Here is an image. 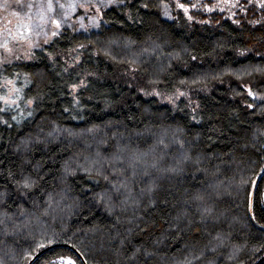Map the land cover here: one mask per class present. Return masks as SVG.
<instances>
[{
    "label": "trees",
    "instance_id": "16d2710c",
    "mask_svg": "<svg viewBox=\"0 0 264 264\" xmlns=\"http://www.w3.org/2000/svg\"><path fill=\"white\" fill-rule=\"evenodd\" d=\"M165 1L118 0L103 9L102 16L99 13V28L88 33L68 29L55 45H45L52 56L35 49L34 58L1 66L0 80L12 79L20 91L11 107L0 101L5 109L0 111V189L10 186L8 173L17 170V147L22 141L38 129H43L42 137L51 131L52 142L35 146L30 159L48 167L41 195L47 192L59 199L57 193L70 188L64 211L57 209L45 218L51 229H66L59 243L83 241L77 247L89 254L87 264H144L137 249H158L149 264H175L188 255L185 245L192 241L179 233L165 238V220L176 214L175 208L183 207L188 193L202 190L215 174L227 193L215 207L231 234L217 264H238L227 259L233 248L239 249V264H253L264 255V232L251 224L248 214L252 183L264 165V136L254 137L258 129L264 130V100L260 99L264 97V7L258 0H241L232 12L201 10L191 12L192 19L177 12L165 18ZM120 72L163 92L180 89L186 98L171 106L162 104L128 85ZM73 84L79 87L74 89ZM249 88L257 94L255 101L248 95ZM249 103L256 106L249 108ZM148 129H170L168 138L175 133L192 158L185 172L191 178L157 181L161 187L155 209L147 206V197L135 214L131 207L107 209L94 199L106 190L100 177L89 179L81 172L62 181L64 159L75 157L84 163L88 146L94 151L100 139L137 132H145L147 138ZM254 192L259 196L253 198L252 215L261 226L264 175ZM73 200L81 206L67 207ZM18 244L13 246L15 258L4 257L0 250L5 264L27 263L21 257L28 244L23 239ZM133 254L138 256L136 261L130 259ZM58 256L77 257L69 248L56 247L33 264H49Z\"/></svg>",
    "mask_w": 264,
    "mask_h": 264
},
{
    "label": "snow or ice",
    "instance_id": "6c2138e0",
    "mask_svg": "<svg viewBox=\"0 0 264 264\" xmlns=\"http://www.w3.org/2000/svg\"><path fill=\"white\" fill-rule=\"evenodd\" d=\"M122 2L123 0H120V3ZM224 2L232 3L233 7L239 6V0H234V2L233 0H224ZM114 3L116 0H99L98 3L95 0H81L79 3L67 5L61 3L60 0H14V3L12 0H0V9L4 11L11 9L9 14L15 17L17 22L15 32L11 28L4 29V33L7 35L0 42V49H3L15 60L34 58L36 56L35 49L46 51L48 56H52L51 51L44 46L55 45L58 38L63 37L68 29L76 31L73 24L70 23V13L65 9L75 11L79 7L87 12L90 8H94L102 16V9L112 6ZM258 4L264 7V0H258ZM178 6L187 13L188 9L185 4L178 3ZM205 7L208 6L205 5ZM209 10L212 8L209 7ZM219 10L224 11L223 8ZM244 10L246 11V9ZM80 19L82 20L83 16ZM189 19L192 17L189 16ZM234 22L239 23V21ZM8 23L11 24V20ZM50 25L54 27H50ZM94 26L99 28L100 23H95ZM9 37L13 46H10ZM40 37H43L42 41ZM21 42L27 44L23 56L17 55L14 50L15 45H21ZM78 47L83 49L85 45L80 44ZM192 59L195 60L196 57L193 56ZM11 63L8 56H0V65ZM4 71H8L7 67L4 68ZM129 71L135 73L139 69L130 68ZM16 75L18 76L19 73ZM6 83L13 86L9 92L18 93L20 91L15 87L12 79H7ZM193 83L196 81L194 80ZM72 87L75 89L79 85L73 84ZM153 92L155 95H161L155 89ZM179 95L183 96L184 92H179ZM248 95L254 101L258 98L251 88L248 89ZM260 99L264 100V97H260ZM0 101H4L8 107L16 104V100L10 99L7 95H0ZM28 103L31 104L32 100L29 99ZM247 106L253 108L256 105L249 103ZM4 110L0 108V111ZM31 114L29 112V115ZM169 132L170 129H162L159 132L148 129L147 138H145V132H137L135 136L129 134L127 137L120 133L109 135L106 139L99 140L94 151L92 145L88 146L89 155L84 157V163L75 157L64 159L60 164L61 179L63 181L67 176H76L81 172L89 179H93L94 176L102 178L106 181V190L96 193L94 199L109 210H115L119 206L122 211H126L131 207L135 214L145 203V197H147V206L155 209L158 199L156 193L161 187L158 180L175 179L179 181L181 178H191L185 177V172L187 165L192 162V158L184 151V145L177 140L175 133L172 134L171 139L168 138ZM42 133L43 129H38L35 136L26 137L17 147V151L20 153V163L17 165L16 171L8 173L10 180L6 183L10 186L0 189V246H2L0 250L4 252V257L15 258L16 253L13 246L19 247L18 239H23L28 247L24 249L21 258L30 261L35 258V254L40 249L61 242L60 233L66 231L63 227L60 232L51 229V225L46 222L45 218H51L56 214L57 209L61 212L64 211L65 202L70 196V188H64L60 193H57L59 199L47 192L41 195L47 184L45 174L48 172V167L43 162L30 159V154L35 146L51 143L54 138L51 131L47 137H42ZM69 134L71 135V133ZM261 136H264V130L258 129L254 133V137L259 140ZM174 145H179V147L174 149ZM253 146L255 147V145ZM169 158L171 162H169ZM213 177L204 182L202 190L188 193L187 198L183 201V207L175 208L176 214L165 220L167 229L165 238L167 236L175 237L179 233L189 236L192 241L185 245L188 255H185L184 259L176 261L175 264H193L194 261L217 264L224 256L221 249L228 247L227 242L230 240L231 234L224 229L221 213L215 207L218 199L227 193L222 187L223 182L217 183L219 177L215 174ZM93 182L98 184L99 180L94 179ZM241 183L243 184V181ZM198 187L199 185H193V188ZM44 195L47 196V200L43 199ZM248 195L249 192L246 191V199ZM251 196L255 199L259 196V192H253ZM66 206L80 207L81 205L73 200V205ZM261 227L264 228V225ZM63 242L71 243L78 256L76 258L58 256L49 264H57V262L59 264H78V260L79 264H87L89 254L83 248L77 247V243L82 244L83 241L64 240ZM161 242L158 241V243ZM136 251L145 258L144 264H149V260L155 258L158 249L151 251L137 249ZM238 252L239 249L233 248L227 254V259L236 260L239 264ZM209 254L215 255L210 256ZM4 257H0V264H5ZM130 259L136 261L138 256L133 254Z\"/></svg>",
    "mask_w": 264,
    "mask_h": 264
},
{
    "label": "rangeland",
    "instance_id": "374dc122",
    "mask_svg": "<svg viewBox=\"0 0 264 264\" xmlns=\"http://www.w3.org/2000/svg\"><path fill=\"white\" fill-rule=\"evenodd\" d=\"M118 0H116L117 2ZM241 0H239L240 2ZM249 1V0H247ZM252 1V0H251ZM256 1V0H253ZM61 3L64 4H72V3H79L81 0H60ZM96 3L99 2V0H95ZM234 2V0H233ZM178 3H183L187 7L188 11L185 13L184 9L180 8L178 6ZM192 5H195V7H192ZM207 5L208 7H205ZM209 7L212 8L213 11H220L219 9L223 8L225 12H232L236 7L232 6V3H225L224 0H166L162 5V15L165 18H171V16L174 15V13L181 12L185 14L186 16H190L191 12L197 13L201 10L211 11L209 10ZM105 9V8H103ZM102 9V10H103ZM70 13V23L73 24L76 31L82 32V33H88L91 30H95L96 27L94 26L95 23H99V13L95 11L94 8H90L87 12L77 7L75 11H72L71 9H65ZM11 9L9 11H4L3 9H0V33H3V35H0V42L3 41L5 36L7 35L4 33V29L11 28L13 32L16 31V18L11 16L10 13ZM83 16V19L81 20L80 17ZM11 20V24L8 23V21ZM83 25V27H81ZM50 27H54L51 26ZM86 29V31H85ZM72 30V29H69ZM35 39V37H33ZM10 41V46H13V42L11 41V38H8ZM41 41L43 40V37H40ZM22 45V46H21ZM21 45H15V52L17 55H24L25 48H27V44L25 42H21ZM0 56H8V59L12 62H21V61H27L30 59L24 58L21 60H15L11 55H8L4 52L3 49H0ZM2 65H0L1 68ZM123 78L127 81V84L131 85L132 87H136L143 96L150 98H156L160 103L165 105H173L177 100L186 98V93L184 92V95H179V92L181 90H175L173 92H163L158 88H152L146 86V83L143 81V79L135 78L132 75H129V73L120 72ZM13 86L10 84H7L6 81L0 80V95H7L10 99H16L17 93L16 92H9V89H11ZM153 89L156 91H159L161 95H155L153 92ZM183 92V91H182ZM148 93V94H146ZM175 94V95H174ZM171 97V99H169ZM59 264V263H57Z\"/></svg>",
    "mask_w": 264,
    "mask_h": 264
},
{
    "label": "water",
    "instance_id": "95a60500",
    "mask_svg": "<svg viewBox=\"0 0 264 264\" xmlns=\"http://www.w3.org/2000/svg\"><path fill=\"white\" fill-rule=\"evenodd\" d=\"M264 175V165L261 168V170L259 171V173L256 175L253 183H252V187H251V191H250V197H249V219L251 224L258 230L263 231L264 232V228H262L261 226L257 225L253 219V215H252V201H253V197L251 196V193H253L256 189V186L260 180V178ZM56 247H66L69 248L76 256H78V253L76 252V250L66 244H62V243H56L54 245H50L44 249H40L36 254H35V258L27 261L26 264H33L36 260H38L41 256H43L47 251L56 248ZM264 261V255L262 257H260L257 261H255L253 264H260Z\"/></svg>",
    "mask_w": 264,
    "mask_h": 264
}]
</instances>
